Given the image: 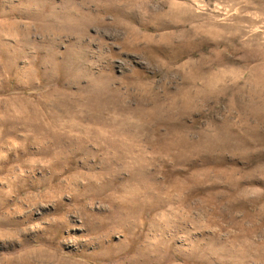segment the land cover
<instances>
[{
  "label": "rangeland",
  "instance_id": "374dc122",
  "mask_svg": "<svg viewBox=\"0 0 264 264\" xmlns=\"http://www.w3.org/2000/svg\"><path fill=\"white\" fill-rule=\"evenodd\" d=\"M0 264H264V0H0Z\"/></svg>",
  "mask_w": 264,
  "mask_h": 264
},
{
  "label": "bare ground",
  "instance_id": "6f19581e",
  "mask_svg": "<svg viewBox=\"0 0 264 264\" xmlns=\"http://www.w3.org/2000/svg\"><path fill=\"white\" fill-rule=\"evenodd\" d=\"M15 25V24H14Z\"/></svg>",
  "mask_w": 264,
  "mask_h": 264
}]
</instances>
